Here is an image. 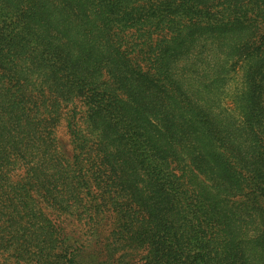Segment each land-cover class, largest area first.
<instances>
[{"label":"trees","instance_id":"16d2710c","mask_svg":"<svg viewBox=\"0 0 264 264\" xmlns=\"http://www.w3.org/2000/svg\"><path fill=\"white\" fill-rule=\"evenodd\" d=\"M0 264H264V0H0Z\"/></svg>","mask_w":264,"mask_h":264},{"label":"rangeland","instance_id":"374dc122","mask_svg":"<svg viewBox=\"0 0 264 264\" xmlns=\"http://www.w3.org/2000/svg\"><path fill=\"white\" fill-rule=\"evenodd\" d=\"M231 83L232 84L229 86L230 92H232L233 89H234V87L236 86V85H234V82H231ZM233 96L232 97H227L223 101V106L225 108H227L228 110H232L234 108V105H233ZM65 120H66V117L63 116L62 117V120L60 122L59 128H58V135H59V137H60V139L62 141L63 147L68 150L69 146H68V137L66 135V126H65L66 122H65Z\"/></svg>","mask_w":264,"mask_h":264}]
</instances>
